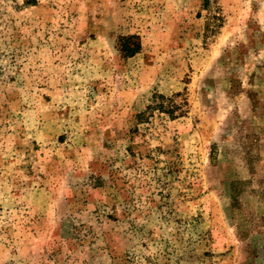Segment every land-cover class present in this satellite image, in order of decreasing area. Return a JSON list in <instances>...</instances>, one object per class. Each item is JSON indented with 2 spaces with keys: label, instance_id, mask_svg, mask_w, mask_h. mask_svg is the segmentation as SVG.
<instances>
[{
  "label": "rangeland",
  "instance_id": "374dc122",
  "mask_svg": "<svg viewBox=\"0 0 264 264\" xmlns=\"http://www.w3.org/2000/svg\"><path fill=\"white\" fill-rule=\"evenodd\" d=\"M0 264H264V0H0Z\"/></svg>",
  "mask_w": 264,
  "mask_h": 264
},
{
  "label": "trees",
  "instance_id": "16d2710c",
  "mask_svg": "<svg viewBox=\"0 0 264 264\" xmlns=\"http://www.w3.org/2000/svg\"><path fill=\"white\" fill-rule=\"evenodd\" d=\"M127 42V39H126ZM122 49L126 54H131L133 53L136 49H137V45L135 44V46H130L128 43H123L122 44Z\"/></svg>",
  "mask_w": 264,
  "mask_h": 264
}]
</instances>
